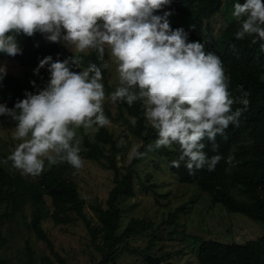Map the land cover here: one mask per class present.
<instances>
[{
    "label": "clouds",
    "instance_id": "obj_1",
    "mask_svg": "<svg viewBox=\"0 0 264 264\" xmlns=\"http://www.w3.org/2000/svg\"><path fill=\"white\" fill-rule=\"evenodd\" d=\"M172 0H0V54L22 55L19 36L40 33L45 41L61 44L73 56L42 58L33 70L47 68L43 87L31 81L35 92L25 91L9 108L0 103V117L15 122L13 138L19 143L8 155L22 175L37 177L48 165L67 163L77 172L84 167L77 131L99 130L111 124L104 111L110 101L132 106L140 102L143 116L156 132L154 142L141 152L133 146L129 159L179 146V158L189 174L207 166L214 171L222 157H208L205 140L215 143L230 125H238L249 106V93L238 86L233 97L231 79L215 52L203 41H190L183 28L173 29L163 11ZM238 22L237 40L253 37L264 51V0H239L233 5ZM162 15L157 13L162 12ZM39 47L37 43L35 45ZM95 51L100 63L82 67L75 53ZM108 60L115 62L118 84L109 94L104 84ZM7 76L0 64V86ZM242 108L233 110V105ZM134 123V121H133ZM233 157L227 163L231 164Z\"/></svg>",
    "mask_w": 264,
    "mask_h": 264
},
{
    "label": "trees",
    "instance_id": "obj_2",
    "mask_svg": "<svg viewBox=\"0 0 264 264\" xmlns=\"http://www.w3.org/2000/svg\"><path fill=\"white\" fill-rule=\"evenodd\" d=\"M226 1L172 0L170 6H166L163 11L187 19L189 25H181L177 19L170 22L171 27L183 28L188 32L190 41H203L206 51L215 52L223 61L224 71L231 79L230 90L233 97L241 95L237 89L242 85L243 90L249 93L250 104L243 111L238 125H230L222 136L216 137L215 143L218 146L216 152L212 151V144L208 140L204 141L206 145L204 150L208 157L214 155L222 157L214 171H208L205 166L190 175L183 162L179 168L172 167V161L179 158L178 145L154 152L166 159L171 172L177 176L180 183L196 185L202 192L207 193L215 204L222 205L229 213L246 216L253 222L264 225V51L260 50L259 44L252 43L253 37H245L243 40L235 38L237 23H230L215 39L209 35L205 21L223 9ZM234 2L235 0H228L226 4L230 6ZM225 9L228 8L225 6ZM163 11L157 14L162 15ZM18 41L22 55L13 58L0 54V57L13 58L20 66L32 70L46 56H52L54 60L73 56V53L63 45L45 41L40 33L34 37L19 36ZM37 43L39 47L35 46ZM75 55L82 58V67H86L89 62L100 63L97 54L92 50ZM105 59L107 61V56ZM108 74L109 69L104 70L103 82L106 93L110 94L115 87L110 85ZM48 78L47 68L41 69L40 76L34 75V71H28L22 77L7 72L0 86V103H6L12 108L17 99L24 98L26 90L35 92L31 81H35L38 87H43ZM116 107V115L110 110H106L105 114L113 122H121L126 134L141 139L139 151L145 152L146 145L155 140L156 132L148 127L140 102L132 106L117 102ZM242 107L235 104L233 110ZM84 147L85 149L80 152L84 160L97 162L114 174V186L105 201L106 207L101 203L90 206L98 218L96 225L85 213V199L71 178L75 169L67 163L52 165L50 168L45 165L44 172L33 177V180L24 179L20 175L13 176L0 164V205L6 206V213L0 217V222L23 214L26 205H32L34 210L30 228L39 240L48 245L60 264H65V259L55 252L50 238L41 227V222L46 218H50L56 225L63 226L82 221L90 233L92 244L102 257L98 264H114L124 254L142 256L148 264H161L166 261L170 254L161 258H154L150 254L155 243L160 241L157 236L158 228L153 230L154 221L145 218L132 219L125 230L121 234L118 233L122 219L119 202L135 196V168L143 158L132 159L130 164L119 167L116 156H122L124 148L119 146L107 127L96 130L94 141L86 138ZM107 150L111 153L107 154ZM230 156L234 158L231 164L227 163ZM232 190H237L246 197V200H239ZM47 199L51 200L52 212ZM183 210L184 208H179L170 214L165 223L175 224ZM150 231V240L146 248L130 246L131 238L144 236ZM193 238L198 243L199 264H264V235L258 240L244 243H225L196 236ZM31 257L30 254V261L26 264H54L48 256L43 257L40 263ZM0 264H10V261L0 257Z\"/></svg>",
    "mask_w": 264,
    "mask_h": 264
},
{
    "label": "rangeland",
    "instance_id": "obj_3",
    "mask_svg": "<svg viewBox=\"0 0 264 264\" xmlns=\"http://www.w3.org/2000/svg\"><path fill=\"white\" fill-rule=\"evenodd\" d=\"M227 2L228 0L223 9L205 21V25L209 28L208 33L214 39L223 33L230 23L238 24L232 15L234 4L228 6ZM236 2L237 0L234 3ZM239 2L241 3V0ZM242 2L245 3L246 0ZM225 6L228 9H225ZM177 19L180 21L179 24L189 25L187 19H181L174 14L169 20L175 22ZM107 62L109 63L110 85L116 87L118 78L115 62L108 58ZM0 64L6 65L8 73L20 77L28 71H33L20 66L13 58L0 57ZM106 110L116 115V103L106 101L104 111ZM109 120L111 124L107 126V129L114 135L119 146L124 148L123 155L116 156L118 166L123 167L132 161L128 156L129 150L133 146L139 149L142 140L129 133L126 134L121 122ZM14 127L15 122L9 117H0V164L13 176L20 175L24 179L33 180L32 176L22 175L20 171L14 169L10 161L5 163L8 155L19 143L13 138ZM148 127L151 128L150 125ZM95 135L96 130L78 129L77 138L80 141L81 150L85 149L84 140L88 138L94 141ZM106 153L111 152L107 150ZM46 165L48 168L52 166L47 163ZM135 169V196L119 202L122 219L118 233L121 234L132 219L145 218L154 221L153 230L158 228L157 236L160 241L155 243L150 254L154 258H161L166 254L171 255L161 264H199L197 260L198 243L193 238L194 236L225 243H244L249 240H258L264 235L263 224L255 223L240 214L229 213L222 205L215 204L212 198L196 185L180 183L177 176L171 172L166 159L154 151L146 154ZM71 178L76 183L80 195L85 199V213L96 225L98 218L90 206L101 203L106 207L105 201L114 186L113 172L104 169L97 162L84 160V167L78 172L74 170ZM232 192L239 200H246V197L237 190H232ZM47 203L52 212L51 200L47 199ZM179 208H184V210L178 215L177 222L166 224L169 215ZM33 210L34 207L27 204L23 214L0 222V257L8 259L10 264H26L30 261L31 254L32 260L37 263L42 262V258L48 256L54 264H60L48 245L39 240L30 228ZM5 213L6 206L0 205V217ZM41 227L50 238L55 252L65 259V264H98L101 261L102 257L92 244L90 233L82 221L63 226L56 225L50 218H46L41 222ZM150 233L151 231L144 236L131 238L130 246L138 249L146 248ZM114 264L148 263L142 256L124 254Z\"/></svg>",
    "mask_w": 264,
    "mask_h": 264
}]
</instances>
